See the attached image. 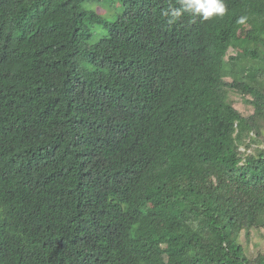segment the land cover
Instances as JSON below:
<instances>
[{"label": "trees", "instance_id": "1", "mask_svg": "<svg viewBox=\"0 0 264 264\" xmlns=\"http://www.w3.org/2000/svg\"><path fill=\"white\" fill-rule=\"evenodd\" d=\"M86 1L0 0V264H264V0Z\"/></svg>", "mask_w": 264, "mask_h": 264}, {"label": "rangeland", "instance_id": "2", "mask_svg": "<svg viewBox=\"0 0 264 264\" xmlns=\"http://www.w3.org/2000/svg\"><path fill=\"white\" fill-rule=\"evenodd\" d=\"M82 8L85 11L94 12L101 19L110 22L116 21L117 17L125 11V8L117 0H104L98 3L86 1ZM96 31L97 30L93 28L90 44L97 42L102 37V33H96ZM239 45L237 47H242V45ZM224 76H226V74ZM228 99L232 103L234 109L241 115L247 117L252 113V106L245 102L249 100L248 96L243 99L240 95L232 92L228 94ZM243 247L248 249L251 253L260 252L264 254V230L252 229L249 239L246 242L243 241Z\"/></svg>", "mask_w": 264, "mask_h": 264}, {"label": "clouds", "instance_id": "3", "mask_svg": "<svg viewBox=\"0 0 264 264\" xmlns=\"http://www.w3.org/2000/svg\"><path fill=\"white\" fill-rule=\"evenodd\" d=\"M225 11L226 6L223 0H175L174 3L170 0L168 6L161 10V15L167 24L175 25L185 15L189 16L193 22L196 18H199L201 21H207L214 16H223ZM246 19V17H240L237 22L244 23ZM226 79L229 80L225 81L230 82L229 76L226 77ZM26 103L27 102L24 100L20 108H22Z\"/></svg>", "mask_w": 264, "mask_h": 264}]
</instances>
